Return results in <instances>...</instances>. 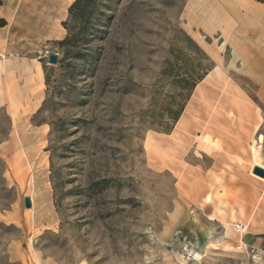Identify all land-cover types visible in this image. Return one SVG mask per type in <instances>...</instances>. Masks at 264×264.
Wrapping results in <instances>:
<instances>
[{
	"label": "rangeland",
	"instance_id": "obj_1",
	"mask_svg": "<svg viewBox=\"0 0 264 264\" xmlns=\"http://www.w3.org/2000/svg\"><path fill=\"white\" fill-rule=\"evenodd\" d=\"M195 1L99 0L75 24L79 57L59 45L74 0H43L48 33L17 34L16 58L41 61L45 86L27 114L0 98V264H264L249 237L264 228L210 221L200 195L208 174L233 171L226 155L264 168V59L234 50ZM201 77L185 102L179 82Z\"/></svg>",
	"mask_w": 264,
	"mask_h": 264
},
{
	"label": "crops",
	"instance_id": "obj_2",
	"mask_svg": "<svg viewBox=\"0 0 264 264\" xmlns=\"http://www.w3.org/2000/svg\"><path fill=\"white\" fill-rule=\"evenodd\" d=\"M25 1L0 0V18L7 22L6 25L0 26V98L15 100V104L19 100L21 105L18 103L19 106L14 107L17 115L22 114L23 108L21 107L26 109L25 114L39 108L40 101L33 102V98L35 95H39L45 86L42 62L35 63L26 57L17 59L15 56L17 34L28 35V38L31 39L34 33L33 28H37L36 31L40 35L48 33V14L42 10L43 0H28L31 8L36 7V14H33L31 8L27 9ZM39 9L40 11H38ZM18 28L21 31H18ZM222 35L223 39L237 52L246 49L247 51L243 55L247 59H253L251 52H256L258 59H264V3L258 1L246 3V7L240 9L239 17L234 18L233 27L225 29ZM30 49L31 43L24 45V50ZM208 130L210 133L205 140L207 144L216 129ZM207 149L204 150V153L215 152L213 145L209 146L208 144ZM226 156L231 159L227 163H231L233 171L224 170L225 173L208 174L213 186L209 189L210 191H207L208 188L206 190L205 187H202L200 192L203 204L209 207L210 212H214L213 217L209 220L221 226H228L235 219L236 222H243L247 227L264 228L263 177L253 174L255 162L246 161L233 155ZM224 158L223 155L216 158L214 167L216 165L219 167V160ZM206 196L208 197L205 198ZM243 237L240 242L244 243ZM249 237L254 243H264V230H251ZM200 260H193V262L198 263ZM180 262L189 264L185 257ZM262 263H264V259ZM42 264H51V262L46 260L42 261ZM242 264L246 263L242 262Z\"/></svg>",
	"mask_w": 264,
	"mask_h": 264
},
{
	"label": "trees",
	"instance_id": "obj_3",
	"mask_svg": "<svg viewBox=\"0 0 264 264\" xmlns=\"http://www.w3.org/2000/svg\"><path fill=\"white\" fill-rule=\"evenodd\" d=\"M99 0H74V2L69 7V17L63 22L67 30V35L63 40H60L59 45L64 49L65 57H79L80 52H75L77 35L81 30H76L75 24L80 21H86L94 13L97 8ZM258 2L264 3V0H256ZM6 20L0 18V26L6 25ZM72 23V24H71ZM172 64L170 60H167L166 67ZM209 70V69H208ZM203 77L199 78L198 81H189L188 79H183L179 83L180 88L187 90L185 95V102L190 97L192 90L195 88L197 83L202 80ZM185 103H182L180 107L176 110L173 118L177 121L181 114L183 113Z\"/></svg>",
	"mask_w": 264,
	"mask_h": 264
},
{
	"label": "bare ground",
	"instance_id": "obj_4",
	"mask_svg": "<svg viewBox=\"0 0 264 264\" xmlns=\"http://www.w3.org/2000/svg\"><path fill=\"white\" fill-rule=\"evenodd\" d=\"M248 0H196L192 12L204 24L223 30L233 27L235 17H239V11L242 7H246ZM201 94L205 98V88L201 89ZM216 96L206 98L208 104L215 103Z\"/></svg>",
	"mask_w": 264,
	"mask_h": 264
},
{
	"label": "water",
	"instance_id": "obj_5",
	"mask_svg": "<svg viewBox=\"0 0 264 264\" xmlns=\"http://www.w3.org/2000/svg\"><path fill=\"white\" fill-rule=\"evenodd\" d=\"M58 55H59L58 53H51L49 55L48 61L53 64L58 63V59H59ZM253 173L260 177H264V168L259 165H255L253 168ZM24 205L27 208L32 207V198L30 196L24 197Z\"/></svg>",
	"mask_w": 264,
	"mask_h": 264
},
{
	"label": "built area",
	"instance_id": "obj_6",
	"mask_svg": "<svg viewBox=\"0 0 264 264\" xmlns=\"http://www.w3.org/2000/svg\"><path fill=\"white\" fill-rule=\"evenodd\" d=\"M234 230L237 233L244 234L247 231V225L244 224L243 222L237 221V222L234 223ZM239 248H241L240 245H239ZM190 253H191V248L190 247H188V248H186L184 250V255L189 256Z\"/></svg>",
	"mask_w": 264,
	"mask_h": 264
}]
</instances>
